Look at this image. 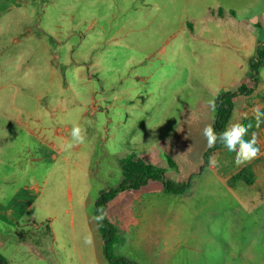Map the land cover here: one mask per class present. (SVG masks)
Masks as SVG:
<instances>
[{"label": "rangeland", "instance_id": "1", "mask_svg": "<svg viewBox=\"0 0 264 264\" xmlns=\"http://www.w3.org/2000/svg\"><path fill=\"white\" fill-rule=\"evenodd\" d=\"M231 6L240 18L223 11ZM263 20L264 0H0L2 264H110L93 217L130 157L186 188L144 196L155 199L146 221L108 244L110 257L264 264V123L253 112H264V61L253 69ZM240 87L226 128L252 123L244 138L255 132L260 154L237 166L202 131ZM76 123L86 142L65 150ZM246 167L256 183L230 188Z\"/></svg>", "mask_w": 264, "mask_h": 264}, {"label": "trees", "instance_id": "2", "mask_svg": "<svg viewBox=\"0 0 264 264\" xmlns=\"http://www.w3.org/2000/svg\"><path fill=\"white\" fill-rule=\"evenodd\" d=\"M258 62L253 66V69H258L259 65L263 64L264 61V47L258 50ZM253 81L256 82L253 76ZM247 90V87H240L233 94H226L220 97L217 105L216 119L214 123V129L219 135L226 129V125L231 116L233 105L231 104V99L236 97L238 94H243ZM223 144L217 141L216 145L212 148H221ZM134 157L125 158L122 160V171L123 180L117 188L103 192L96 202L95 215L98 214L99 209H103L104 213L107 204L120 192L126 190H138L142 186L146 185L149 181H159L164 185L165 192L168 194H181L185 190L186 185L177 184L171 178L165 174V169L157 167L151 163L144 164L140 160H134ZM255 178L254 174L249 167L243 168L232 176L230 180V186L238 183L239 181L250 185L253 184ZM98 229L102 235L104 241L106 258L110 264H134L126 260L125 258L113 259L108 255V244L115 242L118 239L117 231L115 227L105 219L97 223ZM1 259V258H0ZM2 264V261H0Z\"/></svg>", "mask_w": 264, "mask_h": 264}, {"label": "crops", "instance_id": "3", "mask_svg": "<svg viewBox=\"0 0 264 264\" xmlns=\"http://www.w3.org/2000/svg\"><path fill=\"white\" fill-rule=\"evenodd\" d=\"M246 5L253 6L254 4L252 2L250 4L247 2ZM219 9L220 10L218 11V13L221 14L222 8L220 7ZM223 11L226 12L228 16H231L234 19H237L238 17L240 18L239 11L232 6L224 8ZM211 13H212L211 15L215 14L214 11ZM242 16L244 18L243 22L246 27L256 28L260 25L259 20L249 17L250 15L243 14ZM254 44L258 45L257 52L259 50L258 47H260V45L264 46V42L261 41L258 44V40H255ZM159 156H160L159 153L156 154L154 151H147L144 154H142L140 157H143V159L148 160L150 162L153 161L152 163H156L158 161ZM252 169L254 170V168ZM231 178L232 177L228 178L227 185L232 189H236L237 186L241 184L240 183L241 181L234 184L233 186H230ZM254 178L255 180L253 184L250 185H247L245 183L243 184L247 186H253L257 181L256 175H254ZM157 192L166 193L164 189V185L159 181H149L146 185L142 186L138 190H126L120 192L107 204L105 210V217L115 227L118 238L121 239L120 242L123 243L125 241V239L122 237L124 235L128 236L127 240L133 239L131 237L133 236V229L137 227L136 228L137 230L138 227L140 226V223H144L143 221H146L147 213L149 210H151V208L155 203L154 201L155 199H144V196L153 195L154 193ZM168 195H179V194H168Z\"/></svg>", "mask_w": 264, "mask_h": 264}, {"label": "clouds", "instance_id": "4", "mask_svg": "<svg viewBox=\"0 0 264 264\" xmlns=\"http://www.w3.org/2000/svg\"><path fill=\"white\" fill-rule=\"evenodd\" d=\"M211 106L213 109H215L216 105L214 101L211 102ZM253 112L255 127L258 128L260 127L261 123H264V112H261L259 107H256ZM252 127V123H249L247 125L240 122L230 123L223 132L217 135L214 127L211 124H208L203 128L202 134L209 148L214 147L217 141L221 142L229 152H234L236 154L234 158L235 164L237 166H242L251 162L260 154V149L256 146V133H252L250 140H245L244 138ZM68 131L71 136V141L63 146L65 150H70L86 142L87 130L79 123L74 124ZM209 162L212 166H215L217 164V161L213 157L209 158ZM93 219L97 223L102 222L105 219V213L103 209H99L98 214L95 215ZM83 242L86 245L93 244V236L90 232L84 236Z\"/></svg>", "mask_w": 264, "mask_h": 264}]
</instances>
